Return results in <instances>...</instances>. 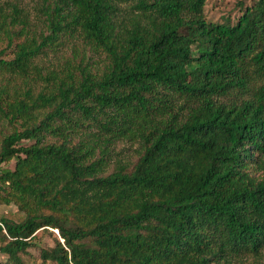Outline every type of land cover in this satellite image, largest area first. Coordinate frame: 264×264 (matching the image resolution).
Returning a JSON list of instances; mask_svg holds the SVG:
<instances>
[{
    "label": "trees",
    "instance_id": "1",
    "mask_svg": "<svg viewBox=\"0 0 264 264\" xmlns=\"http://www.w3.org/2000/svg\"><path fill=\"white\" fill-rule=\"evenodd\" d=\"M206 1H45L46 34L0 1V203L23 213L0 219L8 264L41 228L59 235L43 262L264 264L246 260L264 249V0L234 23ZM76 33L102 70L44 68ZM119 140L141 154L108 172Z\"/></svg>",
    "mask_w": 264,
    "mask_h": 264
},
{
    "label": "rangeland",
    "instance_id": "2",
    "mask_svg": "<svg viewBox=\"0 0 264 264\" xmlns=\"http://www.w3.org/2000/svg\"><path fill=\"white\" fill-rule=\"evenodd\" d=\"M8 1L17 4L24 13L27 14L29 20V29L35 33H48L46 16L44 13L45 1L50 0H0ZM255 0H207L204 6V16L207 21L210 22H226L234 23L238 16L241 14L242 9L245 6L251 5ZM4 43H0V49L4 47ZM4 58L12 57L11 48H8L3 55ZM104 53L97 52L90 45H87L81 36L77 33L74 36L68 37L64 44L59 46L57 50H47V53L41 55L40 63L46 69H61L67 67V63L74 64V68L81 61L88 70L93 72H100L104 65ZM191 65L190 68L195 66ZM78 75L79 71L74 70ZM12 83H21V80L15 79ZM40 84V82L38 83ZM11 126L7 122H0V139L4 132L9 131ZM24 144H29L30 141H23ZM141 146L138 141L119 140L113 147L110 156V165L107 169L110 172L117 161H120L130 167L137 161L141 154ZM15 160L12 159L9 162L3 164L4 167L12 169L14 167ZM2 217L20 221L23 218V213L19 211L13 204L0 203V219ZM59 238L56 229L47 228L39 229L36 232L34 238V245L27 249V252L22 255L26 264H56L53 261H42L40 252L42 249H49L55 245V238ZM247 261L264 262V249L258 256L248 255ZM0 264H8L5 257L0 254Z\"/></svg>",
    "mask_w": 264,
    "mask_h": 264
}]
</instances>
